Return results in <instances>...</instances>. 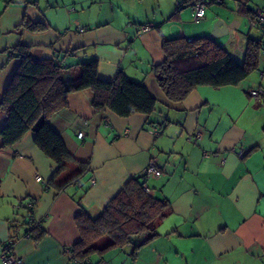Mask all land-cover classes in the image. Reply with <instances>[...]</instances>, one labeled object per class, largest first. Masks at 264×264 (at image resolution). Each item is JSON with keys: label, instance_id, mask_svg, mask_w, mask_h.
I'll return each mask as SVG.
<instances>
[{"label": "crops", "instance_id": "1", "mask_svg": "<svg viewBox=\"0 0 264 264\" xmlns=\"http://www.w3.org/2000/svg\"><path fill=\"white\" fill-rule=\"evenodd\" d=\"M209 1L195 23L190 6L176 11L177 0H0V101L18 66L12 51L22 45L34 60H57L65 84H76L79 65L95 59L100 79L122 72L158 103L150 118L120 117L108 109L95 112L88 91L68 94L67 106L48 121L74 161L57 176L31 132L12 148L0 141V253L13 240L12 255L23 264H73L76 215L98 216L154 161L161 174L142 182L169 204L158 236L134 259L111 251L102 259L91 256V264H264V95H250L264 92V58L259 54L257 69L242 84L199 86L176 103L153 73L167 39L207 37L239 63L249 40L264 45L255 19L264 13V0ZM24 19L44 30L29 31ZM143 25L151 29L141 33ZM5 123L0 111V130ZM77 174L61 189L50 186L52 179L61 186ZM24 206L32 207L44 231L38 240L25 237Z\"/></svg>", "mask_w": 264, "mask_h": 264}, {"label": "trees", "instance_id": "2", "mask_svg": "<svg viewBox=\"0 0 264 264\" xmlns=\"http://www.w3.org/2000/svg\"><path fill=\"white\" fill-rule=\"evenodd\" d=\"M191 1L181 0L183 4L176 7V11ZM22 24L32 32L44 30L42 25L25 19ZM262 48V42L249 40L244 60L239 63L207 37L190 41L167 39L162 43L164 60L153 67V73L168 101L181 102L199 86L239 85L257 69ZM12 56L18 60V66L0 101V111L6 117L0 130L1 147L12 148L31 132L35 146L55 163L56 176L74 164L64 142L48 123L67 106L68 94L88 91L95 112L108 109L120 117L143 114L150 118L157 111L158 103L144 85L132 81L124 73H118L111 81L100 79L95 59L79 65L81 75L76 84H65L61 79L62 66L57 60H34L30 49L22 45L13 49ZM152 125V121H148V126ZM78 178L79 174L61 186H56L52 179L50 186L61 189ZM144 179L143 174L130 179L95 218L83 211L76 215L80 238L69 250L73 264H83L93 255L102 259L111 251L129 254L134 259L141 246L158 236V225L169 211V204L144 193ZM22 209L28 211L25 235L40 239L44 231L35 221L29 220L33 209L26 206ZM102 239L103 247H96Z\"/></svg>", "mask_w": 264, "mask_h": 264}, {"label": "built area", "instance_id": "3", "mask_svg": "<svg viewBox=\"0 0 264 264\" xmlns=\"http://www.w3.org/2000/svg\"><path fill=\"white\" fill-rule=\"evenodd\" d=\"M222 1L223 0H215V2H222ZM209 2H210L209 0H193L189 3L188 6H190L192 9L193 21L195 23H198L201 19L204 18L205 10H206V7L209 4ZM182 4H183V2H181V0H179V1L177 0L176 7H180ZM255 19H256V22H257V25L259 26V28L264 30V13L257 12ZM150 29H151V26L143 25L140 27V32L146 33ZM80 31H82V30H80ZM187 41H190V40H187ZM260 57L264 58V48H262V50L260 51ZM250 95L255 97L256 99H259L260 97H262V95H264V92H262L260 89L250 90ZM154 133H156V132L154 131ZM83 137H84V134L82 132L78 133V138L82 139ZM142 174H143V177L146 178L147 176H150V175L159 176L161 174V172L158 169L156 162L150 161ZM35 180L37 182H40L41 178L39 176H36ZM142 191L146 194H149V192H150V190L145 185L142 187ZM29 220H33L32 214H30V213H29ZM25 237L29 238L28 235H25ZM14 244H15V242L13 240H8L2 246L1 253H0L1 264H23V261L21 259L16 258L14 255H12V250L14 248ZM70 256H71V260H72V255L70 254ZM72 262H73V260H72ZM83 264H90V259L86 258L83 261ZM97 264H109V263H107L105 261H100Z\"/></svg>", "mask_w": 264, "mask_h": 264}, {"label": "rangeland", "instance_id": "4", "mask_svg": "<svg viewBox=\"0 0 264 264\" xmlns=\"http://www.w3.org/2000/svg\"><path fill=\"white\" fill-rule=\"evenodd\" d=\"M251 31L254 33L253 35L257 36L258 38H260L261 33L258 31V29L256 27L251 28ZM246 34V32H245ZM258 34V35H257ZM242 84V83H241Z\"/></svg>", "mask_w": 264, "mask_h": 264}]
</instances>
